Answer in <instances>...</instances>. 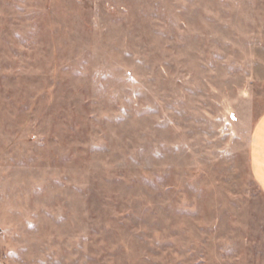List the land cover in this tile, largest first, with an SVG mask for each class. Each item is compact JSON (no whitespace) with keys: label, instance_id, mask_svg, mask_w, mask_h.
<instances>
[{"label":"rangeland","instance_id":"rangeland-1","mask_svg":"<svg viewBox=\"0 0 264 264\" xmlns=\"http://www.w3.org/2000/svg\"><path fill=\"white\" fill-rule=\"evenodd\" d=\"M263 113L264 0H0V264H264Z\"/></svg>","mask_w":264,"mask_h":264},{"label":"crops","instance_id":"crops-1","mask_svg":"<svg viewBox=\"0 0 264 264\" xmlns=\"http://www.w3.org/2000/svg\"><path fill=\"white\" fill-rule=\"evenodd\" d=\"M250 166L255 180L264 191V113L252 132Z\"/></svg>","mask_w":264,"mask_h":264}]
</instances>
